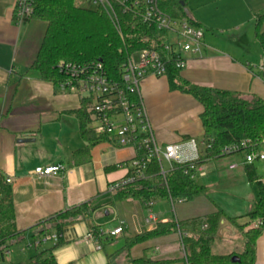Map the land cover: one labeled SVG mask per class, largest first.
Returning <instances> with one entry per match:
<instances>
[{"label": "crops", "instance_id": "crops-1", "mask_svg": "<svg viewBox=\"0 0 264 264\" xmlns=\"http://www.w3.org/2000/svg\"><path fill=\"white\" fill-rule=\"evenodd\" d=\"M225 1L227 17L232 20L229 34L233 35L227 37L209 36L205 28L209 21H198L188 13L187 4L189 20L204 30V52L190 57L180 77L201 88L264 100V72L258 67L264 52L255 38V18L264 12V0ZM15 5L16 0H0V172L6 182L11 180L7 184L13 193L16 226L24 232L16 243L19 255L33 256L35 248L24 249L26 245L57 235V241H43L37 246L40 250L54 247L57 264H129L137 259L188 264L180 233L131 249L126 240L154 229L158 223L204 218L218 209L226 217L220 222L213 254L243 253L245 238L228 218H237L239 225L248 222L245 216L257 202L258 189L248 179L244 153L224 158L207 156L200 118L202 106L190 95L172 89L167 76L147 77L141 83L142 101L158 143L180 145V156L187 161L194 160L197 152L206 175L195 181L207 190L206 196L192 201H153L151 210L157 222L148 223L146 204L120 200L116 191H110V186L129 176L135 150L108 141L91 146L83 137L79 113L83 105L87 111L89 100L61 90L33 67L47 24L29 19L17 25ZM208 26L213 27L211 23ZM191 140L196 142V151ZM52 165L63 166L64 170L49 178L33 174L38 167ZM166 165L164 169L170 172V164ZM232 165L237 167L231 169ZM252 165L264 182V162ZM84 204L88 206L86 213L72 218L61 232L47 223ZM122 223L123 233L111 237ZM89 233L92 240L86 238ZM9 251L3 264L27 260L15 262ZM255 264H264V232L256 241Z\"/></svg>", "mask_w": 264, "mask_h": 264}, {"label": "trees", "instance_id": "trees-1", "mask_svg": "<svg viewBox=\"0 0 264 264\" xmlns=\"http://www.w3.org/2000/svg\"><path fill=\"white\" fill-rule=\"evenodd\" d=\"M188 2L189 0H169L163 5V9L174 18L189 20L185 13ZM118 15L121 32L106 12L86 8L79 0H34V12L30 19L45 22L47 31L33 67L41 73L43 79L58 86L66 81L65 76L57 70L59 64L100 61L109 77L120 81L124 64L131 54L143 49H158L162 52L163 35L143 25L133 14L119 12ZM190 22L196 25L193 21ZM263 24L264 12L255 18V38L264 52ZM180 73L181 70L174 63L168 64L167 78L170 87L190 95L203 108L200 118L204 142L210 146L206 150L209 158L231 156H223L221 151L233 144L246 141L250 146H258L264 140L263 99L191 85L182 80ZM79 117L82 135L91 146L108 141L107 137L96 135L90 128L91 121L86 105H83ZM185 170L186 166L173 164L164 179L159 164L153 162L145 179L116 191L118 198L138 200L144 204L149 201H171L176 204L206 196V188L186 175ZM246 171L249 181L257 186V202L253 210L245 216L248 220L245 224L239 225L237 218H228L245 238L243 253L228 256L213 254L212 248L220 222L226 217L221 209L204 218L158 223L154 229L128 238L127 248L131 249L135 245L168 234L180 233L188 264H255L256 241L264 232V182L257 177L253 165L246 166ZM86 205L61 213L47 223L52 224L57 232H61L72 218L86 213ZM23 233L16 226L12 189L0 172V264L5 261L6 252L23 238ZM33 248L36 253L32 257L23 262L9 264H57L54 247L44 250L37 246ZM129 264L163 263L137 259Z\"/></svg>", "mask_w": 264, "mask_h": 264}, {"label": "built area", "instance_id": "built-area-1", "mask_svg": "<svg viewBox=\"0 0 264 264\" xmlns=\"http://www.w3.org/2000/svg\"><path fill=\"white\" fill-rule=\"evenodd\" d=\"M169 0H79V3L89 9H101L106 12L119 32L118 14H133L143 25L163 35L162 52L158 49H143L131 54L122 69L121 80L116 81L109 77L104 64L100 61L91 63H61L57 66L60 74L66 81L58 87L85 97L89 100L87 113L90 116L91 128L98 136L107 137L108 142L120 147H130L136 156L130 162L129 176L110 186L115 192L129 184L137 183L146 178V173L153 162H157L161 175L166 178L168 173L163 164L166 162L186 166L185 174L192 180L204 177L206 172L197 156L194 160H184L180 156L181 146L170 144L162 146L158 143L148 112L142 101L141 83L147 77H166L167 67L171 62L178 70L183 71L191 56H202L204 52V30L192 24L188 19H178L170 16L163 5ZM34 12V0H16L14 18L21 26L31 18ZM264 72V59L258 65ZM190 145L196 151L195 140ZM204 147L210 148L205 142ZM245 154L244 164L252 165L255 162H264V140L258 146H250L243 141L225 147L221 155ZM237 165H232L235 169ZM64 170L63 166H41L33 174L40 178H49L58 175ZM7 183H11L7 179ZM154 202L149 201L146 206L149 211L148 223H156L157 216L152 212ZM122 223L111 232V237L123 233ZM206 226H204L205 228ZM87 239L92 240L89 233ZM58 236L45 237L41 242L55 240ZM41 242L28 244L24 247L38 246ZM10 251L6 252L8 256Z\"/></svg>", "mask_w": 264, "mask_h": 264}, {"label": "rangeland", "instance_id": "rangeland-1", "mask_svg": "<svg viewBox=\"0 0 264 264\" xmlns=\"http://www.w3.org/2000/svg\"><path fill=\"white\" fill-rule=\"evenodd\" d=\"M227 2L228 1L225 0H195V1L189 0L187 6L188 13L195 15L198 21H200V19H205L206 21H209V24L211 23L213 25L212 27V26H208L209 24L208 25L205 24V28L207 30L206 33H208L209 36L215 35V36L227 37L228 35H232V33L229 34V32H231L230 29L232 28L230 26L232 20L228 19L229 17H227V14L229 13L225 11V6ZM164 166L165 168H167L166 163H164ZM258 168L261 170L260 165L258 166ZM11 250L13 252L15 262L18 260H25L32 257V253H29V257L27 258H24L23 256L19 255L18 245L13 246Z\"/></svg>", "mask_w": 264, "mask_h": 264}, {"label": "water", "instance_id": "water-1", "mask_svg": "<svg viewBox=\"0 0 264 264\" xmlns=\"http://www.w3.org/2000/svg\"><path fill=\"white\" fill-rule=\"evenodd\" d=\"M235 260H236V258H235Z\"/></svg>", "mask_w": 264, "mask_h": 264}]
</instances>
